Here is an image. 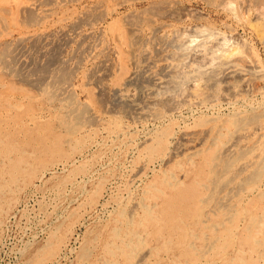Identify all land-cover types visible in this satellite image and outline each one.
<instances>
[{"label":"bare ground","instance_id":"obj_1","mask_svg":"<svg viewBox=\"0 0 264 264\" xmlns=\"http://www.w3.org/2000/svg\"><path fill=\"white\" fill-rule=\"evenodd\" d=\"M81 1L0 0V216L4 204L13 201L7 193L19 190L14 186L33 179L37 169L53 159L50 156L62 155L54 123L70 135L85 123H102L103 117L71 92L75 74L100 47L90 73L99 94H90L89 100L112 115L159 121L188 105L230 109L145 138L151 157L164 162L181 156L185 168L180 178H165L162 170L160 185L148 188L152 198L161 199L158 211L149 203L140 205L138 213L121 207L112 218L114 241L103 245L115 257L111 264H264V61L237 33L242 28L264 49V0H189L225 15L229 21L222 28L197 22L205 14L180 0H96L80 11L75 6L72 11L61 9L56 34L55 29L47 31L49 17L58 14L60 6ZM107 33L120 44L117 57V51L105 45ZM26 41L37 42V58L29 59ZM119 57L130 63V70L118 72L117 84L111 85L105 79L121 67ZM129 86L136 92L126 91ZM253 98L260 100L256 106L237 107ZM36 106L42 109L38 114ZM117 119L113 128L119 126ZM148 243L154 246L147 248Z\"/></svg>","mask_w":264,"mask_h":264},{"label":"rangeland","instance_id":"obj_2","mask_svg":"<svg viewBox=\"0 0 264 264\" xmlns=\"http://www.w3.org/2000/svg\"><path fill=\"white\" fill-rule=\"evenodd\" d=\"M94 1L96 0H88V1L82 0L79 5L77 4L76 5L75 4L65 5L64 4L62 5V7L60 6L59 13L54 14L51 17H49V21L50 20L52 21H50L49 24L47 25V31L48 32L51 31L52 33L53 30L55 29L53 34H56L55 33L56 29L59 28V24L57 23V21L59 19L58 17H60L59 14L61 15V9H63V11H72L73 8L78 7L77 10L80 11L84 7H86L88 4L92 5ZM180 1H182L184 5L186 4L189 7L191 6L190 8H192L193 6L192 9H196L198 11L203 12V14H205L204 15L206 16L205 19L197 21L201 24L209 23V24L214 25L215 27L222 28L223 24L229 21L225 15L218 14L212 10H207L202 5L196 4L194 2L189 3V0H180ZM52 6L53 5H50L48 7H52ZM29 28L36 30V28L35 29L32 27H29ZM98 32L99 31H97V29L95 28L94 35H98ZM241 32L244 34H242ZM237 33L239 35L241 34L240 36H242V38H245L249 43H251L250 45L252 49L255 51L254 53L256 54V56L261 61H264L263 47L260 44L256 43L254 40L250 39L247 33L244 32L242 28H239L237 30ZM107 34H105V45H108V46L111 45L110 47L114 48L117 51V55H116L117 57L119 55L118 52L120 50V44H118L113 39H111L109 37L110 36L109 33ZM73 37L75 38V34H72V38ZM26 43H27L26 49H28L29 51L28 54L30 55L32 53L31 56H29V59H34L35 57L37 58L38 51H39V48H38L39 46L37 42L26 41ZM30 44H33V45L31 46ZM34 45L38 49H36ZM75 45L76 44H72L71 46L72 50H76ZM98 48L83 62L82 68L75 74L74 80H73L74 86H72L71 92H73V94L75 92L74 96L75 95L77 96V97L75 96V98L79 102L88 104L91 109L94 108L93 110L96 113L98 112L99 114L98 113L97 114L103 117V121L101 124H98V127H97V124L88 126V123H85L82 125L83 127L81 126L79 130L75 131L76 134H72V135L66 132V129L64 128V126L60 124L58 125V123H54L53 121L54 124L53 123L52 124L54 126V130L59 135V137H61L62 155H60L59 157L53 156V155L50 156V157H53V159L47 160L44 166H40V168L37 169L36 174L33 176V179L22 181V185L18 188L14 186L13 188H16L19 190L14 189V192L15 191L16 192L15 193L13 192V195L7 193V197L8 195L13 196V201L10 203L8 207L6 203L4 204L5 212L2 213L0 216V221H1L0 222V227H1L0 228V264H111V262L115 259V257L111 256V254H109L106 251V248L103 247V245L106 246L105 243L107 244L109 242L114 241L110 232L112 230V227L116 226V223L113 221L112 218H116L117 217L116 213H119L122 209H125L128 212L129 211L132 212L131 210H134V211L136 210L135 212L138 213L140 212L139 210L141 209L140 205H147L148 203H149L148 206H154L153 207L154 211H158L161 208L160 207L161 199L158 200V199L152 198L150 196L151 195L150 190H152L153 186H156L157 184H158L157 186H159L160 183L158 182V180L160 181V179L164 177L167 178L169 174H171V176L176 175L175 177L180 178L181 174L183 175V170L185 168L184 167L185 164L181 156L168 160L169 162L167 160H164L163 162V160L161 158L159 159V157H151V155L146 150L147 144H149V142L146 143V139L152 134L156 133L158 130H161L162 128L164 129L167 127V128H170L171 130L177 131L181 128H184L186 125L192 123L193 120H198V118L209 117V116H214L218 114L224 115L230 111V109L224 106L222 107V105H217V106H213L210 108L208 106H201V107L192 106L191 107L190 105H188V107L183 106L184 108L181 107L175 113L168 115L167 117L159 121H153L151 119H145V118L138 119V120L131 119L129 117L126 118L124 113H119L123 115V116L121 115L120 117L118 116L119 114L112 115L108 113L103 106H99L100 105L98 104L99 102L96 103L93 101L91 102L89 100L90 94L96 97L99 94L98 83L95 79H92V77L90 76L91 75L90 73H92L91 70H93L95 67V62L98 57L97 54H99ZM35 49L36 51H34ZM108 55L111 56L112 52L111 51L108 52ZM111 57H113V55ZM76 60L78 59L76 58ZM119 64L121 65V67L120 68L117 67L118 69L116 70L115 74H112L106 77L105 82H108L111 85L117 84V80L115 78L118 75L117 73L118 72L121 73L123 71L127 73L130 70V65H128L130 63L127 60H125V63H124L123 60H121V58L119 57ZM96 77L98 76L96 75ZM135 89H136L135 86H129L126 89V91L128 92L130 91L131 93H133V92H136ZM30 90L31 89L28 88L27 92H29V94L32 93V96H36V92L35 91L30 92ZM259 101H260L259 98L241 100L237 104V107L240 109H246V108H249V106L251 105L256 106L259 103ZM41 105L42 104H40V106ZM38 106L34 108L35 110L34 114H38L42 110V109L40 110ZM101 108H104V109H101ZM207 108L209 109L207 110ZM44 114H45L44 116L46 117V112H44ZM115 119L119 120V126L117 128H113L114 125H112V123L114 122L113 120ZM104 124H107V125H104ZM99 125L102 127H100ZM178 126H181V127L178 128ZM99 130L102 132V134ZM68 135H69V138H67ZM130 135H133V136H130ZM136 146H138L139 148ZM71 148L73 149L71 150ZM74 150H76V152ZM143 154L145 155V157ZM142 157L145 160H143ZM147 162L148 164H146ZM79 168L82 170H79ZM169 168L172 171L169 170ZM176 168H178L177 171H176ZM182 168L183 170L180 171ZM159 169L160 171H158ZM132 170H134V172ZM162 170L166 174V176L163 175L164 177L162 176ZM123 181H124V184H122ZM137 181L140 182V184ZM155 181H157L158 183H156ZM118 188H119V191H118ZM148 188L150 190H148ZM142 191L144 193H142ZM116 192L117 193L119 192V193L117 194ZM93 193L95 194L93 195ZM133 196L135 198H133ZM126 199H128L129 202ZM139 199L142 202L141 201L138 202ZM118 201H120L121 203ZM80 202H82L83 204ZM129 206L130 207L134 206V208L132 207L130 208ZM121 207H124V208H121ZM135 212H134V215H136ZM71 213H74V214L71 215ZM64 218L67 220H64L62 222ZM53 236L54 237L56 236V237L54 238ZM152 246H154L153 243H148L147 248H151ZM143 250L147 251V249H143ZM88 251L89 253L91 251V253L89 254ZM82 261L85 263H83ZM121 261L124 262L123 260ZM164 264H169V262L166 260Z\"/></svg>","mask_w":264,"mask_h":264}]
</instances>
